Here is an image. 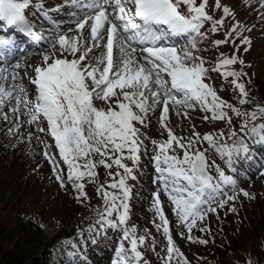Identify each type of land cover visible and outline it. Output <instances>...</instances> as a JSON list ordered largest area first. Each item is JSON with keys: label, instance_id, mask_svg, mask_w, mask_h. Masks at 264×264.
<instances>
[{"label": "snow or ice", "instance_id": "6c2138e0", "mask_svg": "<svg viewBox=\"0 0 264 264\" xmlns=\"http://www.w3.org/2000/svg\"><path fill=\"white\" fill-rule=\"evenodd\" d=\"M76 2L88 10L76 22L78 35H59L52 46L55 48L58 43L61 55L45 54L43 63L34 66V75L26 77L33 86L31 100L27 98L28 89L15 83L25 78L16 71L21 66H0V82L10 84V87H5L4 83H0V109L5 106L6 99L14 100L11 111L17 114V119L22 114L29 124L40 119L46 121L47 131L54 139L62 162L67 165L66 180L79 193L78 199L88 198L83 181L87 177L92 183L96 182L97 165L107 169L115 165L123 170V174L119 171L115 174L109 172L113 182L107 187L101 184L97 188L104 207L97 210V220L89 226L88 231L101 232L107 228L123 227L122 241L112 264H141L143 257L138 248L144 244L145 237L138 236L134 228L127 226L130 189L126 181L129 177H135L132 176L133 169L124 163L126 159L134 163L140 159L143 141L136 122L145 124L148 113L160 108L158 123L167 132L168 138L163 142L152 141L155 152L152 159L158 174L156 181L162 183L163 191L169 194L172 210L190 234L197 219H204L208 211L215 212L211 204L222 194V186L236 184L233 177L219 166H216L218 176L213 177L208 170L207 149L201 150L195 145L206 142L218 155L226 158L231 168L234 156L249 151L246 138L264 145V122L257 123L264 120V105H258L251 112L242 111L221 99L216 90L205 83L209 71H215L223 78L231 77L240 94L239 104L248 103L245 84L240 82L245 74L231 68L243 64L235 54L226 56L222 53L216 67L209 70L204 66V60L195 56L189 48L178 50L174 45L163 43L170 35H191V48L194 49L195 36L206 35L201 32L206 22L211 23L213 33L220 31L225 23L224 18L232 15L227 6H221L220 0H214L213 7V11H222L219 20L206 11L208 0H201L199 4L197 0ZM30 3L31 0H0V22L32 34L33 27L25 16V9L29 8ZM181 8L184 10L181 11ZM86 26L87 37L84 36ZM238 27L237 23L226 31V38L215 40V45L232 43L234 53L238 51L233 37L234 33L239 36ZM10 43L0 38V49L8 47ZM243 43L250 44V41L245 38ZM94 48L102 49L101 54L90 58L89 54ZM114 49L119 52L118 62H114ZM97 101L105 106L97 107ZM193 102L211 113L204 116L205 120L225 121L231 126L232 117L226 109L241 118L239 132L230 127L231 144L226 142L223 131L218 134L206 133L201 137L200 133L194 131L195 126H192L190 137L174 134L167 124L169 105L192 108ZM176 114L181 115L179 111ZM183 115L187 117V112ZM4 119H8L6 114ZM221 140L225 142L221 143ZM178 149L182 151V156L177 154ZM44 155L51 163L56 179L64 187L65 176L59 167L60 162L47 151ZM97 155L100 157L98 161L93 159ZM81 160L84 161L82 164ZM116 176H119L118 180ZM108 188L118 191H108ZM243 194L248 195L247 192ZM154 197L155 210L162 222L157 227L162 226L167 237L164 264H171L174 257L180 258L182 264H188L172 238L160 192L157 191ZM233 199L235 196H227V200ZM226 202L222 201L218 206L223 207ZM187 239L193 240V237L188 235ZM123 241L130 243V249L125 247Z\"/></svg>", "mask_w": 264, "mask_h": 264}, {"label": "rangeland", "instance_id": "374dc122", "mask_svg": "<svg viewBox=\"0 0 264 264\" xmlns=\"http://www.w3.org/2000/svg\"><path fill=\"white\" fill-rule=\"evenodd\" d=\"M36 1L44 4L48 12L55 11L56 16L60 18L57 20L56 17H53L54 24L44 21L39 25V31L46 36L47 41H41L40 47L32 45L31 52L26 55L27 59L25 58L21 64L20 69L22 70L16 69L21 77H25L24 83L20 82V84L28 89L27 98L29 100L33 97V86L29 84L26 77L34 75V66L43 63L45 54L61 55L59 44L56 43L55 48L52 46V42L61 35V32L69 36L78 35V31H75L78 21L76 19L73 22V27L68 28L70 24L67 25V29H56V27L73 20L71 15L76 16L74 12L78 13L77 16L80 13L69 7L72 0ZM200 2L201 0H197V4ZM220 4L222 7L227 6L232 13L224 18L225 23L221 30L213 33L211 23L206 22L201 29V32L206 35L203 37L198 35L196 47L192 49L191 46L185 45L181 48L192 50L195 56L204 60V66L209 70L216 67L222 53L226 56L235 54L239 60L243 61V64H236L231 68L245 74L241 76L240 82L245 84L246 91H248V86L254 83L264 85V0H220ZM213 7L214 0H208L206 8L208 14L216 20L221 19L222 11L219 9L213 11ZM31 12H35V10L32 9ZM237 23L239 24L237 29L239 36L234 33L233 37L238 51L234 53L232 43L217 47L214 41L225 39V32L231 30ZM0 38L4 39L1 30ZM245 38L250 41V44L243 43ZM101 51L102 49L99 53H90V58L100 55ZM65 55L67 54L65 53ZM68 58L72 57L68 56ZM25 82L27 83L25 84ZM205 83L210 84L221 99L242 111L251 112L258 106L250 102L239 104L240 94L232 83L231 77L223 78L221 74L209 71ZM4 86L6 87L5 83ZM247 99L249 101L248 97ZM150 100L149 103H151ZM96 104L97 107L105 106L99 101ZM12 107L6 99L5 106L0 109V208L4 210L5 220L14 222L16 218L23 222L31 221L39 224L43 231L44 241L49 243L59 233H63L66 238L61 243L53 244L51 250L54 258L59 257L60 254H66L69 260L68 264H112L113 257H116L118 250V248L115 250V243L119 246L122 241L123 227L107 228L101 232L91 233L88 228L95 224L97 210L104 207L103 198L97 192V188L101 184L107 187L113 182L109 172L115 174L119 171L123 174V170L118 169L115 165L112 169L97 165L96 182L92 183L87 177L83 181L88 198L78 199L79 193L66 180L67 165L62 162L54 139L47 131L46 121L40 119L29 124L26 122L27 117L22 114H19V119H17V114L11 111ZM178 111L181 115L176 114ZM226 111L232 117L231 126L225 121L205 120L204 116H210L211 113L202 110L196 102H193L192 108H177L170 104L167 124L175 135L185 138L192 135V126H195L194 131L200 133L201 137L206 133L218 134L223 131L226 142L231 144L233 138L229 136L230 127L239 132L241 118L236 117L231 110L226 109ZM184 112H187V117L183 115ZM5 114L8 116L7 120L4 119ZM159 115L160 108L157 107L148 113L145 124L141 125L136 122V127L142 133L140 139L143 141L140 159L135 163L132 160H124V163L133 169L132 176L135 177V179L129 177L126 181L130 189L127 201L129 205L127 226L134 228L138 236L145 237L144 244L138 248L143 257L141 264H164L163 258L167 255V237L163 232V227H157L162 224L154 206V194L157 191L160 192L161 205L164 215L169 221L168 226L172 238L183 253V257L187 259L188 264H217L218 257L214 250L219 247L226 251L225 242L227 241L232 244L229 247L228 243L229 248L226 251L227 256L230 255V257H226L228 261H225L226 258L218 260V264H258L254 251L261 248L260 244H263L264 249V230L259 228L256 230L251 219L253 216L257 219L258 212L259 216L263 215L264 217V149H254L251 145L252 142L246 138L249 151L247 154L234 156L232 166L229 168L226 158L218 155L206 142L195 145L201 150L207 149L205 154L210 165L208 170L213 177L218 176L216 166H219L227 175L233 177L236 184L223 187L222 194H219L217 201L211 204V207L215 208V212L208 211L204 219H197L189 234L186 225L181 223L172 210L173 205L169 194L163 191L162 183L156 181L158 174L155 172L152 159L155 154L152 141L163 142L168 138L167 132L158 123ZM257 123H261L260 120ZM41 128L45 131H38ZM220 142L224 143L225 140ZM45 151L54 155L60 162L59 167L63 169L62 175L65 176L64 187H61L60 182L56 179L53 167L44 155ZM177 154L182 156V151L178 149ZM93 159L98 161L100 157L93 156ZM83 162V160L80 161L81 164ZM115 179L118 180L119 176H116ZM108 191L118 190L108 188ZM244 192H247L248 195H244ZM227 196H235V199L227 200ZM225 200L227 202L224 203V206L219 207V203ZM204 207L206 208L207 205ZM251 226L253 230L255 229L254 232L248 230ZM239 230L242 232L248 230L247 232L251 236L245 239L246 243L243 242L239 250H235L236 245L235 249H232L234 247L233 237L239 234ZM188 235H191L193 240L187 239ZM198 241H207V243ZM123 242L125 247L130 249V243ZM54 258L52 262L55 260ZM171 264H182V260L174 257Z\"/></svg>", "mask_w": 264, "mask_h": 264}, {"label": "trees", "instance_id": "16d2710c", "mask_svg": "<svg viewBox=\"0 0 264 264\" xmlns=\"http://www.w3.org/2000/svg\"><path fill=\"white\" fill-rule=\"evenodd\" d=\"M255 84V83H254ZM248 86V98L250 102L255 105H264V85L256 83L255 85ZM264 122V120H260ZM241 120H239V126ZM258 212V211H257ZM4 210L0 208V264H68L66 254H60L59 257L54 258L51 247L55 243H61L66 236L63 233H59L49 243L43 239V231L39 224L31 221L23 222L21 219H14V222L6 221L3 216ZM251 222L255 224L257 228L264 230V217L263 215H257V219L253 216ZM237 227H239L237 225ZM243 230V229H241ZM239 230V234L233 237L234 247L232 249L239 250L242 247L243 242L248 236H251L250 232H254L252 226L250 229L242 232ZM247 235V236H246ZM226 243V251L231 247V242ZM228 243L230 246L228 247ZM246 243V242H245ZM224 244V243H222ZM261 248L254 251V256L258 260V264H264V249L263 244L259 245ZM258 247V246H257ZM216 263L222 258L227 256L225 249L215 248ZM232 251V250H231ZM230 252V251H229ZM55 259L52 262V259ZM228 261V258L225 259Z\"/></svg>", "mask_w": 264, "mask_h": 264}, {"label": "bare ground", "instance_id": "6f19581e", "mask_svg": "<svg viewBox=\"0 0 264 264\" xmlns=\"http://www.w3.org/2000/svg\"><path fill=\"white\" fill-rule=\"evenodd\" d=\"M84 2H86V0L84 1ZM69 7H71V8H73L75 11H79L80 13H79V15L77 16L78 18H76V21L77 20H80L83 16H85L86 14H87V12H88V10L86 9V8H83V7H81L80 6V3H77L76 2V0H72V2L70 3V5H69ZM68 9V8H67ZM68 18H71V17H69L68 16ZM72 18H73V20L71 19V20H69L68 21V23H65V24H63L62 26H61V28L63 29H67V25L68 24H70L69 26H68V28H70V27H73L72 25L74 24L73 22H74V20H75V17H73L72 16ZM75 28V27H74ZM75 30V29H74ZM75 31H77V30H75ZM61 34H62V32H61ZM223 34V33H222ZM84 36L85 37H87L88 36V32H87V26H86V30H85V32H84ZM182 36H186V35H182ZM184 41H187V39L185 38V40ZM99 51H100V49H93V53H95V52H98L99 53ZM114 62H118V60H119V52H118V50H116V49H114ZM24 56V55H23ZM99 56V55H98ZM137 56H139V53H137ZM27 59V58H26ZM29 69V68H28ZM11 70V69H10ZM20 70H22V69H20ZM24 71V70H23ZM24 81H25V79H19V80H16L15 81V83L16 84H20V82H23L24 83ZM4 83V82H3ZM27 82H25V84H26ZM6 84V87H9L10 86V84L9 83H5ZM25 87V86H24ZM27 87V86H26ZM15 94V93H14ZM151 101V100H150ZM7 103L8 104H10L11 105V107H12V105H14L15 104V101L14 100H7ZM10 108V107H9ZM174 108V107H173ZM174 111V110H173ZM186 111V110H185ZM191 115V114H190ZM176 116V115H175Z\"/></svg>", "mask_w": 264, "mask_h": 264}]
</instances>
